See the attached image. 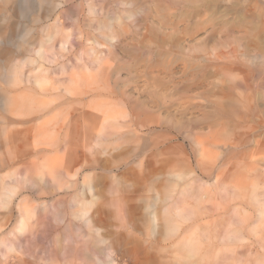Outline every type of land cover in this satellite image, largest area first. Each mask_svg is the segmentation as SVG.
Here are the masks:
<instances>
[{
	"label": "rangeland",
	"instance_id": "rangeland-1",
	"mask_svg": "<svg viewBox=\"0 0 264 264\" xmlns=\"http://www.w3.org/2000/svg\"><path fill=\"white\" fill-rule=\"evenodd\" d=\"M25 1L0 0V90L12 91L18 113L43 101L55 111L45 133L37 123L31 133L29 125H0L7 132L0 136V192L11 176L19 186L12 213L0 207V232L14 231L18 251L5 258L0 248V264H264V63L257 60L264 25H196L161 9L167 26L159 30L154 0H93L100 13L91 19L78 10L82 0H62L57 15L72 40L63 50V38L55 39L53 55L41 61L51 84L61 85L43 100L25 84L3 81L5 65L35 58L52 25L41 21L45 7ZM129 1L144 8L138 18H126ZM99 6L123 18L114 41L97 30ZM150 28L163 36L154 39ZM63 66L77 80L62 76ZM82 166L93 191L76 197L75 188L66 190L74 180L67 173ZM20 204L30 214L25 234L14 230ZM82 209L99 230L71 216ZM97 238L103 242L95 245Z\"/></svg>",
	"mask_w": 264,
	"mask_h": 264
},
{
	"label": "bare ground",
	"instance_id": "bare-ground-1",
	"mask_svg": "<svg viewBox=\"0 0 264 264\" xmlns=\"http://www.w3.org/2000/svg\"><path fill=\"white\" fill-rule=\"evenodd\" d=\"M60 1V2H59ZM62 0H37L38 2V6L43 9L45 11V15L42 16V20H41L44 24L47 21H51L52 25L50 26H45L44 30H48L46 32L45 38L46 41L44 44L40 45V47L35 51V58L34 57H28L24 60H21L19 62H8L5 65L6 68V72L3 76V81L6 84H16L21 83V84H25L26 85V89L25 91L27 92H39V96L40 98H42L43 100L48 98V96H56V92L57 90L61 89V85L60 86H56L51 84V79L49 76V70L46 69V66H44V64L41 63L42 60L46 59V56L49 55H53L52 53H54L55 51V47L52 45V43L55 41V39H57L58 37H62L63 40H61L62 45L60 49L66 50L65 48L67 47V44L71 41H69V38L72 36L71 34L65 33L62 31V20L61 17L59 15H57V12L59 10V6L61 4ZM67 2L70 1V3L72 1H80V0H66ZM65 1V2H66ZM93 0H87V4L82 0L80 3V5L78 6V10L80 11V13H86V11L88 10V14L89 17L91 19V16H97L100 12L96 11L95 8V3L92 2ZM122 1V0H121ZM155 2V10L156 13L159 17L161 26L159 27V30L164 29L166 25H164L163 21L166 17L167 14H163L162 12H160V10L162 9V11H166V12H172L174 9H176L177 11H179L181 13L180 18H185L186 20H188L190 23H195L198 22V24H200L199 22L202 23H208V22H213V21H220L221 24L222 23H226L227 19L228 21H231V24L235 25V26H241L243 24H247V25H264V14L261 13V11L264 8V1L263 0H154ZM110 2V1H109ZM114 2V1H113ZM5 3L7 6H9L10 4L13 6L18 5V6H23L24 4H26L25 0H5ZM112 3V2H111ZM66 5V3H64ZM75 4V3H74ZM63 5V3H62ZM102 5V4H101ZM33 6V5H32ZM35 6V4H34ZM67 6V5H66ZM65 6V7H66ZM69 6V4H68ZM71 6V5H70ZM69 6V7H70ZM110 6V5H109ZM126 6H129L130 10H127L126 12V18L127 19H132L137 17V15H139L141 12H143V7L142 6H137V4H135V2H127ZM61 7V6H60ZM100 7V6H99ZM112 7V5H111ZM146 7V6H145ZM14 7H12L10 10H13ZM68 8V7H67ZM101 11L104 12L101 16L103 17L101 20H99V24L97 27V30H102V29H107L108 31H110L111 33L109 35L106 36L107 39L114 41L115 40V22L120 23V24H124L123 23V18L121 16H113L114 12L111 9H106L105 7H100ZM75 9V8H74ZM73 9V10H74ZM77 9V8H76ZM64 10V9H63ZM73 10H72V14H73ZM20 11L22 13L27 12V7H21ZM40 12H42L41 10H39ZM77 11V10H76ZM99 11V10H98ZM10 12V11H9ZM19 12V9H18ZM124 12V11H123ZM174 12H176L174 10ZM20 13V12H19ZM36 13H39L36 11ZM14 14V13H13ZM21 14V13H20ZM71 14V13H70ZM116 14V13H115ZM143 14V13H142ZM37 15V14H36ZM39 15V14H38ZM37 15V16H38ZM144 15V14H143ZM13 16V15H12ZM63 16V14H62ZM70 16V15H69ZM80 16V15H79ZM172 17H176L175 14L172 12L171 15ZM229 16H231L230 18H228ZM11 17V16H10ZM22 17V16H21ZM64 17V16H63ZM67 18V16H65ZM86 17V16H84ZM87 17V18H89ZM100 17V16H99ZM152 17V15H151ZM77 18V17H76ZM138 18V17H137ZM145 20L147 21L149 16L145 15ZM177 20L179 19V17H176ZM6 19V18H5ZM12 19V18H11ZM63 19V18H62ZM72 19V18H71ZM81 19V18H80ZM32 20V19H31ZM30 20V21H31ZM66 20V19H65ZM70 20V17L67 18V21ZM73 20L74 17H73ZM77 20V19H76ZM88 20V19H87ZM141 20V18H140ZM150 20V19H149ZM7 21V20H6ZM38 21V20H37ZM36 21V22H37ZM179 21V20H178ZM26 22V21H25ZM29 22V21H28ZM41 22V23H42ZM81 22V21H80ZM136 20H133L130 22V24H127V26L129 25L130 28L135 25L136 26ZM177 22V21H176ZM186 22V21H185ZM30 23V22H29ZM33 23V22H31ZM40 23V21H39ZM42 23V24H43ZM49 23V22H48ZM170 23V21H169ZM187 23V22H186ZM8 24V23H7ZM6 24V25H7ZM65 24V23H64ZM81 24V23H80ZM79 24V25H80ZM83 24V22H82ZM19 25V24H17ZM33 25V24H32ZM89 25V24H88ZM172 25V24H171ZM197 25V24H196ZM34 26V25H33ZM123 26V25H122ZM169 26V25H168ZM93 27V25L91 26ZM31 28V27H30ZM29 28V29H30ZM64 28V27H63ZM141 28V27H140ZM17 29V28H16ZM21 29V28H19ZM28 29V30H29ZM49 29L51 31H49ZM66 29V28H65ZM168 29V28H167ZM172 29V28H170ZM12 30V29H11ZM33 30V29H32ZM43 30V31H44ZM159 30H153L150 28L149 33L152 34V36L154 37V39H156V37H160L163 36V34H161L159 32ZM41 31V30H40ZM123 31V30H122ZM142 31V30H140ZM25 32V31H24ZM30 32V31H29ZM37 32V31H36ZM80 32V31H79ZM126 32V31H124ZM26 33V32H25ZM71 33V31H70ZM122 33V32H121ZM127 33V32H126ZM133 33V32H132ZM23 34V33H22ZM32 34V33H31ZM139 34V33H138ZM33 35V34H32ZM140 35V34H139ZM138 35V36H139ZM130 36V35H129ZM141 36V35H140ZM97 37V36H96ZM118 37V35H117ZM120 37V36H119ZM123 37V36H122ZM131 37V36H130ZM79 39V38H78ZM125 39V38H124ZM70 40H72L70 38ZM84 40V39H83ZM99 40H101L99 38ZM118 40V38H117ZM128 40V39H127ZM132 40V39H131ZM135 40V39H134ZM57 42V41H55ZM84 42V41H83ZM106 42V41H105ZM123 42V41H122ZM97 43V41H96ZM104 43V42H103ZM108 43V42H107ZM30 44V43H29ZM120 44V43H119ZM103 45V44H102ZM113 45V44H112ZM57 46V45H56ZM106 46L112 47L110 46V44H106ZM94 47V46H93ZM139 47V46H138ZM114 48V47H112ZM140 48V47H139ZM68 49V48H67ZM124 49V48H123ZM126 49V48H125ZM127 50V49H126ZM71 51V50H70ZM84 51V50H83ZM148 51V50H147ZM125 52V51H124ZM126 53V52H125ZM128 53V52H127ZM134 53V52H133ZM70 54V53H69ZM162 54V53H161ZM173 54V53H172ZM36 56L38 59H36ZM60 56V55H59ZM114 56V55H113ZM112 56V57H113ZM130 56V55H129ZM115 57V56H114ZM158 57V56H157ZM176 57V56H175ZM8 58V57H7ZM64 58V57H63ZM83 58V56H82ZM174 58V57H173ZM172 58V59H173ZM259 58V57H258ZM257 58V60L260 61V64L264 63V55L261 56L259 59ZM134 59V58H133ZM2 60V58H1ZM8 60V59H7ZM6 60V61H7ZM11 60V59H10ZM81 59L78 58L77 61ZM5 61V62H6ZM83 61V60H82ZM150 61V60H149ZM159 61V60H158ZM68 62V61H67ZM160 62V61H159ZM258 62V61H257ZM82 63V62H81ZM139 63V62H138ZM47 64V63H46ZM165 64V63H164ZM49 65V64H48ZM64 65V63H63ZM86 65V64H85ZM84 65V66H85ZM28 66H32L33 70L30 71L29 73H24L25 72V68ZM56 67V66H55ZM72 67V70L73 66ZM149 67V66H148ZM62 68V66H61ZM78 69V67H76ZM122 68V67H121ZM120 68V69H121ZM66 66H63V70L61 75H65L67 74L70 82H74V80H77V74H73L75 72H72L70 74H68V72L66 73ZM80 69V68H79ZM52 70V69H51ZM81 70V69H80ZM79 70V71H80ZM75 71V70H74ZM92 71V70H91ZM94 71V70H93ZM165 71V70H164ZM78 72V70H77ZM76 72V73H77ZM118 72V71H117ZM60 74V73H59ZM58 74V75H59ZM112 74V73H111ZM115 75V74H114ZM113 75V76H114ZM61 76V77H62ZM56 77V75H55ZM54 77V78H55ZM60 77V76H58ZM113 78V77H112ZM54 80V79H53ZM63 81V80H62ZM76 82V81H75ZM63 84V83H62ZM51 85V87L49 86ZM53 85V86H52ZM72 86V85H71ZM50 87V88H49ZM65 87V86H64ZM66 88V87H65ZM70 89L66 88L64 89V91H66L67 93H70L71 91H69ZM2 90H0V125L3 126H19L21 124V126L23 127L24 125H29V127L27 128V133H31L33 132V130H35L34 125H31L32 123H37L36 125H40L38 127L39 131L45 133V124H47L51 118V114L54 113L55 109L52 108L50 106V102L48 101H43L41 104L37 105V103H33L32 104H24L23 106H28L26 111L23 112H19L16 111L15 108V98L12 97V91H7L8 93H2ZM28 96H30L29 98H32V101H35V97L33 94H29ZM59 98V96H58ZM59 100V99H58ZM76 102H81V100H76ZM129 104V103H128ZM70 106V105H69ZM68 108V107H67ZM73 108V107H72ZM131 109V108H130ZM65 110V109H63ZM58 111V109H57ZM131 113V112H130ZM61 116V115H60ZM60 118V117H59ZM61 122V121H60ZM112 124V123H111ZM110 124V125H111ZM123 124V123H122ZM128 124V123H127ZM109 125V127H110ZM103 126V125H102ZM118 126V125H117ZM126 126V125H125ZM112 127V126H111ZM13 128V127H12ZM17 128V127H15ZM19 128V127H18ZM37 128V127H36ZM50 129V128H49ZM111 129V128H110ZM15 130V129H14ZM19 131V129L17 130ZM13 132V131H12ZM11 132V133H12ZM65 132V130H64ZM104 133V132H102ZM101 133V134H102ZM119 133V132H118ZM105 134V133H104ZM1 135H7V132L5 130V133H0ZM62 136V135H60ZM99 138V137H98ZM235 139V138H234ZM239 141V140H238ZM240 143V142H239ZM99 144V143H98ZM236 144V143H235ZM234 144V145H235ZM233 145V146H234ZM238 145V144H237ZM240 145V144H239ZM97 146V145H96ZM245 146V145H244ZM235 147V146H234ZM243 147V146H242ZM223 149H225L224 145L222 147ZM230 148V147H229ZM221 150V149H220ZM48 152V151H46ZM255 162V161H254ZM259 162V161H258ZM242 163V162H241ZM256 164V163H255ZM264 164V163H262ZM255 166V165H254ZM253 166V168H254ZM220 167V166H219ZM218 167V168H219ZM252 168V169H253ZM79 169V168H78ZM82 171L80 172H76L75 171H69V173H67L68 176H70L71 179H74L73 181H68L67 182V187L66 190L68 189H72L75 188V192H76V197L77 196H81L83 197L84 194L86 192L89 191V193H91L92 195V191H93V187L92 184L90 182H86L84 179L86 178L85 175V171H84V167H81ZM199 169V168H198ZM222 170V169H221ZM211 176V175H210ZM80 180H77L79 179ZM41 179H43V177H41ZM76 179V180H75ZM87 179V178H86ZM89 179V178H88ZM212 179V178H211ZM83 180V181H81ZM245 180V179H244ZM253 180V178H252ZM241 184V183H240ZM57 185V183H56ZM246 185V184H244ZM35 186V184H32V187L30 189H32ZM18 185L14 183V177L11 176L10 177V181H4V185L2 187V190L0 192V207H2L3 209H1V212H6L7 214L12 213L13 211V202H12V198L17 197V192L16 190L18 189ZM254 188V187H253ZM256 189V188H255ZM254 200V199H253ZM255 202V201H254ZM262 202V201H261ZM79 206L83 207L84 202L81 203L80 201H78L77 203ZM262 205V204H261ZM15 209L17 210V216L15 219V225H14V230H18V232L20 234H25L26 229L28 227V220L30 219V214L27 210H25L26 208L23 205H17L15 207ZM264 212V211H263ZM5 213V215H6ZM87 211H84V209H82V211L80 212H75L74 214H71V216L75 219V220H79L82 221L83 224L85 225V227H87L90 230H99L97 228H94L93 225H91L92 221L90 219H84V217L87 216ZM150 221H152L153 223L155 222V214L154 212H150L148 214ZM58 219L60 222H64V217L63 216H58ZM243 219V218H242ZM244 220V219H243ZM2 230H6L4 229L3 224H0V231ZM78 230H83L82 227H79ZM14 237V238H12ZM17 239V237L15 236L14 231H11L9 233H6L4 231V234L0 232V248L3 249L1 251V255L3 257H7V255L11 252H17V247H16V243L15 240ZM96 244H99L101 242H103L102 240H100L99 238H97L96 241H93ZM192 245V243H191ZM190 247V246H189ZM185 249V247H184ZM188 251V250H187ZM180 252V251H179ZM192 253L193 251L189 252V257H192ZM186 255V252H185ZM196 255V254H195ZM194 255V256H195ZM200 255V254H199ZM1 256V257H2ZM19 257V256H18ZM195 257H198L197 255ZM185 258V257H184ZM183 258V259H184ZM193 258V257H192ZM4 259V258H2ZM19 259V258H18ZM188 259V257H187ZM1 260V259H0ZM186 260V258H185ZM9 261V260H8ZM200 261L202 262L203 260L200 259ZM13 264V263H12ZM177 264H201L199 263H188V262H177Z\"/></svg>",
	"mask_w": 264,
	"mask_h": 264
}]
</instances>
